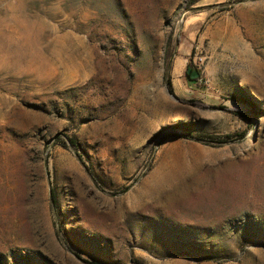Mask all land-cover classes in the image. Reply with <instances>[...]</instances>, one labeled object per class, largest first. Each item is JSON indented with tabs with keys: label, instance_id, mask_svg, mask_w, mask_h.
<instances>
[{
	"label": "rangeland",
	"instance_id": "obj_1",
	"mask_svg": "<svg viewBox=\"0 0 264 264\" xmlns=\"http://www.w3.org/2000/svg\"><path fill=\"white\" fill-rule=\"evenodd\" d=\"M194 1L0 0V264H264V0Z\"/></svg>",
	"mask_w": 264,
	"mask_h": 264
},
{
	"label": "trees",
	"instance_id": "obj_2",
	"mask_svg": "<svg viewBox=\"0 0 264 264\" xmlns=\"http://www.w3.org/2000/svg\"><path fill=\"white\" fill-rule=\"evenodd\" d=\"M197 0H195L193 2V4H195ZM165 81L167 86L169 87V89L171 91H173V86H172V80H171V65L168 62L166 64V69H165ZM189 80L193 83V82H197L199 79H191L190 75H188ZM224 109L232 111V112H237V113H245V112H252L253 111V105L252 103L245 97H242L239 99V108L238 109H234V108H226L224 107ZM232 135H224V136H220V135H215V134H208V133H197L196 135H194V138L199 141L202 142L204 144L207 145H212V146H222L226 143H229L232 140ZM72 144L74 146H76V142L75 140H71ZM55 199V193L52 192V199Z\"/></svg>",
	"mask_w": 264,
	"mask_h": 264
},
{
	"label": "water",
	"instance_id": "obj_3",
	"mask_svg": "<svg viewBox=\"0 0 264 264\" xmlns=\"http://www.w3.org/2000/svg\"><path fill=\"white\" fill-rule=\"evenodd\" d=\"M188 73H190V77L191 79H197L200 77L202 71L201 70H198L196 68H191L189 67L188 70H187Z\"/></svg>",
	"mask_w": 264,
	"mask_h": 264
}]
</instances>
